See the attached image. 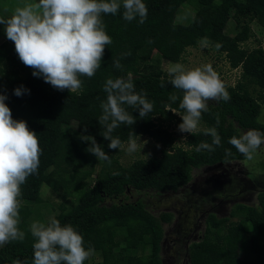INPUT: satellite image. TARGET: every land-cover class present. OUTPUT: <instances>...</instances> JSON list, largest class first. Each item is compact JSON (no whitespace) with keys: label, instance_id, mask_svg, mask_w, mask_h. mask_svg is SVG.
<instances>
[{"label":"trees","instance_id":"trees-1","mask_svg":"<svg viewBox=\"0 0 264 264\" xmlns=\"http://www.w3.org/2000/svg\"><path fill=\"white\" fill-rule=\"evenodd\" d=\"M118 2L122 5V0ZM142 2L148 9L142 24L139 17L131 22L124 20L122 6L116 15H101L112 43L106 45L95 75L79 77L82 88L75 92L58 91L43 78L34 77L33 69L19 60L13 45L4 43L0 47L9 45L11 49L6 53L0 50V94L8 97L5 103L12 118L25 121L37 134L41 148L38 171L21 186L19 197L28 203L19 209L23 213L18 227L25 239L0 246V264H13L17 259L32 264L30 215L44 223L45 214L38 208L41 211L46 206L42 197L46 184L54 191H65L66 197H74L73 206L60 207L52 219L61 226L71 225L82 235L85 249L92 248L102 257V264H164L165 226L173 222L174 214L155 216L143 202H127L132 191L176 193L192 182L195 170L247 160L228 143L231 137L250 129L264 133V124L259 121L264 106V49L243 46L253 37L252 23L264 29V0ZM184 6H192L194 13L180 23L177 19ZM231 19L236 34L226 37ZM205 38L209 45H222L221 54L225 53L232 70H241L242 79L236 86L224 84L229 101H209L208 111L202 113L199 123L203 129L189 134L184 148L176 144V135L170 132L172 125L182 123L184 111L179 103L183 93L168 83L171 77L152 62V57L158 52L164 60L178 64L189 48H197ZM115 60L120 61L121 69L113 66ZM129 73L135 92L145 95L153 111L141 119L135 108L124 105L136 122L132 126L121 124L111 135L118 137L122 146L130 136L150 137L162 146V155L136 160L126 167L120 162L122 147L108 148L110 141L103 138L105 129L98 121L102 115L100 104L107 97L105 82L109 78L127 79ZM20 86L29 91L17 97L13 92ZM172 94L178 97L175 102L169 99ZM212 127L217 129L221 145L212 152L196 151L201 142L211 144V137L204 132ZM82 134L95 138L111 164L98 161L86 151L89 144L80 140ZM226 149L231 155H226ZM98 164L101 168L96 174ZM87 180L91 185L84 188ZM109 200L111 205L107 204ZM205 224L203 237L188 247L189 264H264V190L258 194L257 206L238 204L227 217L209 214ZM146 248L149 255L138 257V251Z\"/></svg>","mask_w":264,"mask_h":264},{"label":"clouds","instance_id":"clouds-1","mask_svg":"<svg viewBox=\"0 0 264 264\" xmlns=\"http://www.w3.org/2000/svg\"><path fill=\"white\" fill-rule=\"evenodd\" d=\"M121 6L124 20L131 22L139 17V23L145 22L148 9L142 0H122V5L118 0H38L16 7L10 18L0 17V25L4 26L6 38L13 42L19 60L33 69L34 77L43 78L58 91L75 92L82 88L79 77L95 75L101 67L106 45L112 43L101 15H116ZM202 45L206 46V38ZM220 47L222 45L217 43L216 48ZM113 66L122 68L119 60L113 61ZM168 74L171 77L168 83L183 93L179 103L184 111L182 123L178 125L181 133L198 131L209 101L227 102L231 98L211 64L187 71L183 65L175 64L168 69ZM28 91L20 86L13 94L21 97ZM103 91L107 97L100 104L102 115L98 123L105 129L103 138L110 141L108 148L119 149L122 142L111 133L121 124L132 126L136 122L124 105L135 108L143 119L153 111V104L145 95L135 92L131 73L127 79L109 78ZM7 98L0 94V246L25 239V233L18 227L21 186L37 173L41 155L37 134L29 130L25 121L12 118L5 103ZM169 99L175 102L178 97L172 94ZM204 134L211 137V144L201 142L196 151L212 152L221 145L215 127L205 129ZM80 140L89 144L86 151L98 161L111 164L110 157L94 137L82 134ZM228 143L247 160H252L264 145V133L250 129L239 137H231ZM138 147L137 139L130 136L127 153L136 152ZM225 153L231 155L228 149ZM29 231L34 238L32 264H84L94 251L85 249L82 235L71 225L61 226L56 219L47 226L33 222ZM13 264L22 262L17 259Z\"/></svg>","mask_w":264,"mask_h":264},{"label":"rangeland","instance_id":"rangeland-1","mask_svg":"<svg viewBox=\"0 0 264 264\" xmlns=\"http://www.w3.org/2000/svg\"><path fill=\"white\" fill-rule=\"evenodd\" d=\"M6 4V10L0 14L5 19L10 18L13 9L27 3H35V0H0V6ZM3 8L1 7L0 10ZM192 6H184L177 21L185 23L193 14ZM0 37L4 33V26L1 25ZM253 37L243 44L249 50L262 47L264 49V29L257 23H252ZM226 37L236 34V24L233 19L228 23L225 31ZM4 38H0L3 44ZM8 47H3L4 53L11 52ZM9 49V50H8ZM220 49V48H219ZM215 45L206 46L200 44L197 48H189L182 62L185 70H192L206 64H211L214 71L225 85L236 86L242 79L241 70H232L227 61L225 53L221 54ZM152 62L161 67L167 74L168 69L175 63L164 60L158 52H154ZM169 75V74H168ZM253 87L250 88L252 90ZM259 121L264 124V106ZM201 125L198 131L202 130ZM170 132L176 135L178 146L186 148V140L190 133H181L177 125L170 127ZM246 132V131H244ZM242 132V133H244ZM139 138V139H138ZM136 138L139 147L132 154L127 153V145L124 144L120 151V162L124 166H130L136 160H149L162 155V146L157 144L150 137ZM101 165H97L96 174L99 173ZM91 185V180L83 182V187ZM264 190V145L254 154L252 160L244 162H231L223 165L204 167L193 172V180L186 187L178 192L154 193L135 192L127 202H143L147 209L155 216L168 212L174 214L171 224L165 226V239L163 242L162 259L164 264H189L188 247L192 242L199 241L205 231V220L208 214H216L219 217L229 216L232 209L238 204L250 206L258 205V194ZM131 193V192H130ZM42 197L46 200V206L42 207L39 213L45 214L44 223H48L59 213V208L65 206L70 209L74 204V197H66L65 191H54L48 184L42 189ZM125 197V196H124ZM125 199V198H124ZM108 205L112 204L109 200ZM28 203L21 202L20 208L27 207ZM37 206V205H35ZM29 207H31L29 205ZM38 207V206H37ZM23 210H19L20 215ZM36 215H30L31 222H40ZM236 220V218L232 219ZM18 223V224H19ZM31 223V224H32ZM43 223V224H44ZM126 245L122 243L121 246ZM149 248L140 250L138 257L149 255ZM103 259L99 254L93 253L84 261V264H102Z\"/></svg>","mask_w":264,"mask_h":264},{"label":"crops","instance_id":"crops-1","mask_svg":"<svg viewBox=\"0 0 264 264\" xmlns=\"http://www.w3.org/2000/svg\"><path fill=\"white\" fill-rule=\"evenodd\" d=\"M35 3H36V0H35ZM3 8L2 10H0V14L3 12V10L5 11L7 8H6V4H2V6H0V8ZM13 11H14V9L10 12V13H13ZM0 29H3V28H1V25H0ZM0 32H1V30H0ZM0 38H4V41H7V42H5V43H8V44H11V45H13L14 46V44H13V42H11V41H9L7 38H6V36H5V33H3L2 34V36L0 37ZM4 44V43H3ZM3 44H1L0 43V47L3 45Z\"/></svg>","mask_w":264,"mask_h":264},{"label":"flooded vegetation","instance_id":"flooded-vegetation-1","mask_svg":"<svg viewBox=\"0 0 264 264\" xmlns=\"http://www.w3.org/2000/svg\"><path fill=\"white\" fill-rule=\"evenodd\" d=\"M220 165H223V164H220ZM207 167H209V166H207ZM209 215V214H208ZM208 217V216H207Z\"/></svg>","mask_w":264,"mask_h":264}]
</instances>
